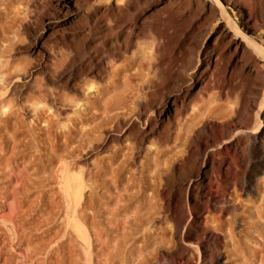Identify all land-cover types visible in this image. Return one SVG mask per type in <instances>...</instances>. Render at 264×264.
I'll return each instance as SVG.
<instances>
[{
  "label": "rangeland",
  "instance_id": "374dc122",
  "mask_svg": "<svg viewBox=\"0 0 264 264\" xmlns=\"http://www.w3.org/2000/svg\"><path fill=\"white\" fill-rule=\"evenodd\" d=\"M164 1L161 5L159 0H130V13L141 39L137 51L143 49L142 53H153L155 45L149 34L162 32L165 42L167 40L172 46L174 63L189 66L184 74L174 70L163 91V97L184 96L181 101L185 112L180 119L170 120L174 133L184 135L188 128L204 130L210 140L223 146L235 133L233 125H245L253 138L248 148V161L252 166L258 164L259 149L254 138L264 131V0H234L235 5L222 0ZM60 5L61 0H17L10 8L12 14L0 19V66L9 54L10 71L15 79L17 77L21 91H26V97L53 72V61L43 55L57 37L55 25L48 27L47 20L59 17ZM63 16L59 21L65 20ZM207 51L213 52V58L205 72L203 56ZM188 52H192V59L187 58ZM0 71V77H5L6 73L3 75ZM28 71L32 73L31 79H23V73ZM201 77V84L195 87L196 78ZM93 84L102 83L94 81ZM183 87L191 92L181 94L179 91ZM93 88L89 92L95 94L97 88ZM82 89L86 91L87 88ZM83 90L68 89L67 92L71 97L77 95L75 100L79 101L84 98ZM4 93L6 90H0V95ZM197 93L199 96L195 99ZM12 109V104L5 107L2 116L9 115ZM25 131L18 125L0 132V264H90L89 253L95 258L91 264H103L105 256L102 262L94 254L103 258L110 253L116 261L120 252L125 264H131L137 257L142 264H185L184 258L193 253L194 264H201L202 249L186 240L184 226L179 233L176 231L173 217L176 208L184 206L190 212L199 207L194 201L197 194L189 193L183 186V183L188 184L192 169L186 166L177 172L171 189L162 196L157 193L155 202L149 203L146 198L151 194L146 189L148 170L152 166L147 162L145 170L140 168L142 174L135 177L140 180L128 189L120 184L114 190L102 184L103 178L99 184L82 176L81 194L75 199L71 194L73 183H69L73 178L66 179L75 172L71 170L73 157H69L73 142L68 145L59 135L48 144L49 150L41 152L29 142ZM89 148L85 145L80 150L84 163ZM208 150L199 162L201 167L208 154L213 156ZM241 159L239 152L231 149L225 160L224 178L218 184L210 182L203 186L205 200L200 206L204 207L203 216H208L207 230L214 238L221 239L224 249L220 254L225 264H264V235L259 230L242 228L234 235L228 234L226 228L231 219L228 207L239 190L236 173L244 168ZM218 162L214 157L213 171ZM119 174L124 181L129 175L125 171ZM180 184L183 193L179 195ZM252 196L253 201L264 199V195L262 198L258 194ZM151 218L157 220L154 229ZM122 256L118 258L122 260Z\"/></svg>",
  "mask_w": 264,
  "mask_h": 264
},
{
  "label": "bare ground",
  "instance_id": "6f19581e",
  "mask_svg": "<svg viewBox=\"0 0 264 264\" xmlns=\"http://www.w3.org/2000/svg\"><path fill=\"white\" fill-rule=\"evenodd\" d=\"M15 1L17 0H0V19L2 16L12 14L10 8ZM222 1L230 5L236 4L234 0ZM61 2L59 17L56 15L54 21L52 18L47 20L48 27L55 25L54 30L57 33L54 44L50 45L49 51L43 55V58H50L53 61V72L43 78L36 90L31 91L28 97L26 91H21L16 82L17 77L15 79L10 71L9 54L0 66L2 74L6 73L5 77H0V90H6V93L0 95V132L7 130L9 126L20 125L25 128L29 142L34 143L41 152L49 150L51 146L48 147V144L59 135L68 145L73 142L69 157H73L71 170L75 172L73 171V175L70 173L71 177L66 176V179L73 178V182L69 183H73L71 194L75 199L81 194L82 176L99 184L103 178L102 184L114 190H117L120 184H125L128 189L129 185L140 180L138 178L136 180L135 177L142 174L145 170L144 164L147 162L152 163V166L149 172L147 171L150 176H147L146 189L151 194L146 198L149 203L155 202L157 193L162 196L168 188L171 189L176 173L186 166L189 167L193 174L188 184L183 183V186L189 193L197 194L194 201L199 207L193 208L190 212H187L184 206L173 211L176 231L179 233L180 228L184 226L186 240L202 249L201 264H225L220 254V250L224 249L221 239L210 234L207 230L208 216L202 214L204 207L200 205L203 204L206 193L203 186L210 182L220 183L219 181L224 178L226 156H229L231 149L238 151L244 168L236 173L239 190L234 202L228 207L231 219L229 223L227 222V232L234 234L242 228L245 230L250 227L251 230L257 229L264 235V199L252 200V195L258 194L259 198L264 195V131L254 138L255 146L259 149L256 155L259 162L254 166L247 157L253 139L252 133L245 125H233L235 133L223 146L216 140H210V135L204 130L188 128L184 135L174 133L170 120L172 118L176 120L185 112V105L183 106L181 101L184 96L176 94L163 97V91L174 70L184 74L185 68L189 66L174 63L172 46L166 43L167 40L165 42L162 32L148 33L155 50L153 53L144 51L142 53L143 49L141 52L137 51L141 39L137 24L130 13V0H61ZM164 2L159 0L158 3L162 5ZM61 15L65 18L63 22L59 21ZM188 53L187 58L192 59L190 57L192 52ZM204 53L202 69L206 72L211 64L213 52ZM22 76L25 77L23 79L30 80L32 73L28 71ZM94 81L102 84L95 86ZM200 81L202 82V77L196 78L195 87H198ZM82 87L87 88L86 91ZM92 87L97 88L95 94L89 92ZM68 89L83 90L84 98L75 100L77 95L74 93L76 97H71ZM183 89L184 87L179 91L181 94L191 92L185 91L187 88ZM198 96L199 93L195 94V99ZM11 104L13 105L11 113L2 116L5 107ZM85 145L88 148L90 146V151L84 163L80 150ZM110 147L111 150L108 151ZM207 150L212 151L213 156L208 154L205 165L201 167L199 162ZM105 151L108 153L105 154ZM214 157L219 159L215 171L212 169ZM123 171L129 174L126 175L125 181L120 178L123 173L119 174ZM260 174L262 177H259ZM181 185L177 187L179 195L183 193ZM198 194L202 196L198 197ZM117 201L119 207V200ZM177 214L179 218L175 217ZM156 225V218H151V228H156ZM121 253H117V256H122ZM193 254L184 258L185 264L195 263ZM91 255L89 253L90 264L94 258H91ZM94 255L98 256V260L102 259V262L105 256L103 264H125L124 256L122 260L121 257L120 259L117 257L118 260L114 261L115 258L113 259L110 253L103 255V258L102 256L99 258L97 253ZM225 256L230 257L229 254ZM141 258L144 259V256ZM138 259V257L133 259L131 264H137Z\"/></svg>",
  "mask_w": 264,
  "mask_h": 264
}]
</instances>
